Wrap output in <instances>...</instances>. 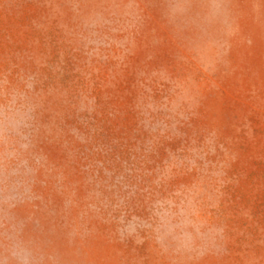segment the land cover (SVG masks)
Here are the masks:
<instances>
[{"label":"rangeland","instance_id":"rangeland-1","mask_svg":"<svg viewBox=\"0 0 264 264\" xmlns=\"http://www.w3.org/2000/svg\"><path fill=\"white\" fill-rule=\"evenodd\" d=\"M0 264H264V0H0Z\"/></svg>","mask_w":264,"mask_h":264}]
</instances>
